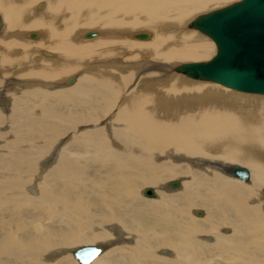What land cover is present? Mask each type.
<instances>
[{
  "label": "bare ground",
  "instance_id": "bare-ground-1",
  "mask_svg": "<svg viewBox=\"0 0 264 264\" xmlns=\"http://www.w3.org/2000/svg\"><path fill=\"white\" fill-rule=\"evenodd\" d=\"M41 1L0 0V264H80L75 242L98 240L105 251L90 264H264V93L176 70L215 51L191 22L240 0ZM96 27L98 38L85 37ZM114 49H131L133 62L101 63L69 76L75 90L51 92L84 57ZM143 50L148 61L136 59ZM65 139L39 189L29 185L41 178L38 159ZM233 165L250 179L231 175ZM118 237L134 244L114 248Z\"/></svg>",
  "mask_w": 264,
  "mask_h": 264
},
{
  "label": "water",
  "instance_id": "water-1",
  "mask_svg": "<svg viewBox=\"0 0 264 264\" xmlns=\"http://www.w3.org/2000/svg\"><path fill=\"white\" fill-rule=\"evenodd\" d=\"M190 26L212 37L218 51L208 61L183 63L177 71L238 90L264 93V0L236 1L201 14ZM97 35V31L85 33L87 38ZM32 36L36 34L32 33ZM134 36L147 38L149 34ZM230 174L244 181L250 179V170L245 166L233 165ZM179 184L178 180L171 183L175 188ZM143 194L153 196L155 192L152 187H147ZM196 213L201 215L203 212L198 210ZM104 251L103 244H85L75 247L72 254L80 264H90Z\"/></svg>",
  "mask_w": 264,
  "mask_h": 264
},
{
  "label": "rangeland",
  "instance_id": "rangeland-1",
  "mask_svg": "<svg viewBox=\"0 0 264 264\" xmlns=\"http://www.w3.org/2000/svg\"><path fill=\"white\" fill-rule=\"evenodd\" d=\"M40 3H46V1L45 0H42ZM38 4V3H37ZM37 4L35 5V6H37ZM223 5H219V6H215V7H212V8H209L208 10H210V11H212V10H214V9H218V8H221ZM225 6V5H224ZM207 10V11H208ZM35 11H41V12H36L35 13V17H38V16H44V14H45V10L44 11H42V9L41 10H39L38 8L36 9V7H35ZM0 12H1V8H0ZM126 13L127 14V12L126 11H121L120 12V14H123V13ZM1 13H3V12H1ZM135 13H136V16H138V17H140V18H142V17H144L145 15H146V11L144 10V9H142V8H140V7H137L136 9H135ZM6 28H7V25H6ZM142 28V29H141ZM95 29H98V27H96V28H91L90 30L89 29H84V31L85 30H89V31H97V30H95ZM149 30L148 28H146V27H140L139 28V30ZM28 30V31H27ZM33 30H35V31H37V32H39L40 31V29H38V28H34V29H24L23 30V33L24 32H29V31H33ZM98 30H100V29H98ZM41 31H42V29H41ZM199 31V30H198ZM202 32V31H201ZM48 33V32H47ZM204 35H205V33H204ZM207 36V38L209 37V39L211 40V41H213L214 42V40L210 37V36H208V35H206ZM95 38H98V37H95ZM95 38H90V39H95ZM127 37H121V36H118V39L119 40H122V41H130V42H133V39H132V41H131V39L130 40H128L129 38H127ZM23 39H25V41H27V42H30V43H35V44H37V42L38 41H33V40H27V38L26 37H24L23 36ZM134 41H139V40H134ZM155 41V40H154ZM154 41L153 42H150L151 44L152 43H154ZM141 42H144V41H141ZM146 42V41H145ZM149 43H142V45H148ZM215 46V51L213 50V54L210 56V58H208V59H201V60H199V61H208V60H210L211 58H213L215 55H216V53H217V45H216V43L214 42L213 43ZM115 50V52L113 51V52H111V55L109 56V58H106V57H100V58H95V56H88V57H84V63L83 64H81V66L74 72V73H72V74H69V75H67V76H65V77H63V78H58L57 80H62V82H60L61 84H63V86L62 87H60V88H58L59 90H56V91H51V92H62V91H72V90H75L76 89V87H77V82L78 81H76L75 83H73V84H68V80L70 79V78H72V77H74L75 79L77 78V79H79L80 77H82V76H84V75H86L87 74V71L91 68V67H95V66H99V68L100 69H105V68H101L100 66L102 65L101 63H103V65L104 64H107V63H111V62H113V61H115V59H124V63L125 62H133V60L132 59H125L126 57H129V56H131L132 55V52H130V50L131 49H129V52L127 51L126 53H127V55H125L124 57H123V55L121 54V51L122 50H119V49H114ZM47 51H48V49H47ZM49 52H51V51H49ZM53 53V52H52ZM137 54V58L136 59H140V61H148V58H147V56H148V53L146 52V51H138V53H136ZM145 56V57H144ZM50 57H45V56H43V59L41 60V61H44V62H48V61H52V60H50L49 59ZM152 58H154L153 56H150V58L149 59H151L152 60ZM103 59H106V60H103ZM121 59V60H122ZM35 60H38V59H35ZM55 62H56V60H55ZM194 62V61H193ZM41 63V62H40ZM129 64V63H128ZM128 64H123L124 66H129ZM170 64H172V63H170ZM120 65V64H119ZM121 66V65H120ZM148 71V70H147ZM152 71H157V70H151V71H148V73H150V72H152ZM159 72V71H158ZM161 72V71H160ZM162 73H164V72H162ZM159 74H161V73H159ZM182 74V73H181ZM185 74V73H184ZM184 74H182V75H184ZM69 76H70V78H69ZM158 76V75H157ZM187 76V75H186ZM12 79H18V78H16V77H12ZM76 79V80H77ZM39 80H42V79H39ZM64 80V81H63ZM30 81L32 82L33 81V79L31 80L30 79ZM42 81H46V80H42ZM52 81H54V80H52ZM55 82V81H54ZM57 82H59V81H57ZM9 84L10 83H7L6 82V84H4V89H2L1 90V92H5L6 91V88L9 86ZM15 87L16 86H18L17 85V83H14L13 84ZM219 85V84H218ZM51 88H54V85L52 84L51 85ZM55 89H57L56 87L54 88V89H51V90H55ZM23 90H25V89H23ZM127 92V91H126ZM18 94H20V93H17L16 94V96H18ZM215 95V94H214ZM213 95V96H214ZM264 95V94H263ZM126 95H125V92H123V93H121V104L123 103V100H124V97H125ZM212 96V97H213ZM1 97H3V96H1ZM119 102V101H118ZM260 104H257V106H259ZM264 106V105H263ZM0 108H4V105L3 106H0ZM5 108H7V106L5 107ZM8 109V108H7ZM117 107L114 109V110H111L110 112H108L107 113V115H109L110 117H112V119H113V122L117 119V117H118V113L116 112L117 111ZM249 109H254V105L253 106H251ZM44 111V110H43ZM115 111V112H114ZM4 114H6V112L4 113ZM7 114H9V112L7 111ZM101 122H104V123H101ZM106 121H104V120H100L99 122H97V123H94L95 125H96V127L95 128H91L92 130H94V129H97V130H103V129H101V128H103L104 126H105V123ZM87 124H89V123H87ZM116 124V123H115ZM7 125V126H6ZM5 126H6V128L8 129V131H9V124H6ZM106 131V130H105ZM108 131V135L110 134V130H107ZM66 140V139H65ZM60 142V143H59ZM66 142H67V140L65 141V142H63L62 140H58L56 143H55V145H54V142H53V144H51V147H50V150H49V153L47 154V155H45V156H47L46 158H44V157H42V158H40V159H38V161L41 163V165H40V171L38 172V174H39V176L41 177L39 180H36V178H35V184H29V185H35V187L37 188V189H39L38 188V185L40 184L41 185V182H42V176H44L45 175V173H44V171L43 170H41L42 168H44V165L48 162L47 160H50V158H51V160L53 159V152L55 151V150H57V149H60V148H62L65 144H66ZM62 144V145H61ZM160 154H163V153H160ZM173 155H178V153H173ZM182 155V154H181ZM219 160H222V161H225L223 158H220V157H217ZM167 159H169V160H171L169 157L167 158ZM53 160H56L57 161V159H53ZM162 159H159L158 161L160 162ZM228 161H233V160H228ZM189 164H190V162H188ZM238 163H240V162H238ZM201 164L203 165V163L201 162ZM240 164H243V163H240ZM190 165H192V164H190ZM243 165H245V164H243ZM49 167L48 168H50L52 165H48ZM193 166V165H192ZM194 167V166H193ZM195 168V167H194ZM36 177H38L37 175H36ZM180 178H183V177H180ZM186 178H188V177H186ZM186 178H184L185 180H187ZM183 179V180H184ZM189 179V178H188ZM184 182V181H183ZM182 183V182H181ZM249 183V182H248ZM26 192L27 193H29V194H31V192L29 191V189H28V187L26 188ZM35 194H37V193H34V195ZM168 194H172V193H168ZM262 194V193H261ZM143 195V194H142ZM145 197V196H144ZM158 198V194H157V197L156 198H152V199H157ZM194 208H200V207H194ZM193 208V209H194ZM192 217H195L196 218V216H194V215H192ZM107 227H104L103 228V230H105ZM98 230H100V229H98ZM101 231V230H100ZM127 236V235H126ZM120 237V236H119ZM118 237V239H119V243L118 244H116V245H114V242H112V245L114 246V248L115 247H117V246H119V244H125V243H128V241L129 242H131L132 244H134L133 242H134V239H133V242H132V239H130L129 237H127L128 239H130V240H124V239H122V238H119ZM122 237H124V235H122ZM113 239H115L116 237L114 236V234H113V237H112ZM125 241V242H124ZM95 242H106V241H102V240H98V241H95ZM75 244L76 245H74L73 247H76V246H80V245H85V244H89V243H85V242H83V241H80V242H75ZM129 244V243H128ZM121 246V245H120ZM109 251V250H108ZM107 251V252H108ZM107 252H105V254L107 253ZM70 254H71V252H70ZM162 254V253H161ZM162 255H165V254H162ZM169 254H166L165 256H168ZM71 256H72V254H71ZM72 258H73V256H72ZM74 259V258H73ZM77 263V262H76Z\"/></svg>",
  "mask_w": 264,
  "mask_h": 264
}]
</instances>
